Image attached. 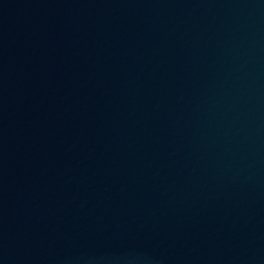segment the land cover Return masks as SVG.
Instances as JSON below:
<instances>
[{
    "label": "water",
    "instance_id": "water-1",
    "mask_svg": "<svg viewBox=\"0 0 264 264\" xmlns=\"http://www.w3.org/2000/svg\"><path fill=\"white\" fill-rule=\"evenodd\" d=\"M0 264H264V0H0Z\"/></svg>",
    "mask_w": 264,
    "mask_h": 264
}]
</instances>
